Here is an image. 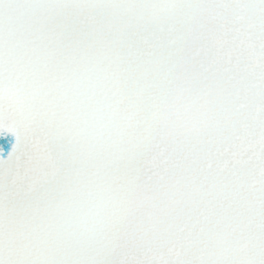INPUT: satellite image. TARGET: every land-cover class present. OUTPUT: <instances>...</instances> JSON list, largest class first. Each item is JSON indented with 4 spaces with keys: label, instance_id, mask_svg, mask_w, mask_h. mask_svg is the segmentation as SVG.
<instances>
[{
    "label": "snow or ice",
    "instance_id": "6c2138e0",
    "mask_svg": "<svg viewBox=\"0 0 264 264\" xmlns=\"http://www.w3.org/2000/svg\"><path fill=\"white\" fill-rule=\"evenodd\" d=\"M0 264H264V0H0Z\"/></svg>",
    "mask_w": 264,
    "mask_h": 264
}]
</instances>
